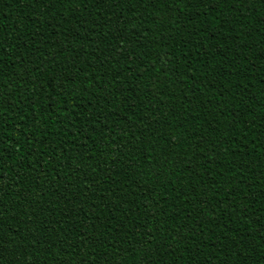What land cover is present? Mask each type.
<instances>
[{"label": "trees", "instance_id": "obj_1", "mask_svg": "<svg viewBox=\"0 0 264 264\" xmlns=\"http://www.w3.org/2000/svg\"><path fill=\"white\" fill-rule=\"evenodd\" d=\"M0 0V264H264V0Z\"/></svg>", "mask_w": 264, "mask_h": 264}, {"label": "snow or ice", "instance_id": "obj_2", "mask_svg": "<svg viewBox=\"0 0 264 264\" xmlns=\"http://www.w3.org/2000/svg\"><path fill=\"white\" fill-rule=\"evenodd\" d=\"M220 2V0H189V6H191V5H193V4H195V5H197V6H204L205 4H209V5H213V12H215L216 10H218V9H216L215 8V4L216 3H219Z\"/></svg>", "mask_w": 264, "mask_h": 264}]
</instances>
